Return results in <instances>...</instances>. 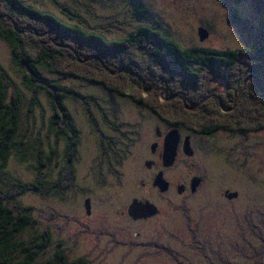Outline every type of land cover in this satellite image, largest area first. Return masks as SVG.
Wrapping results in <instances>:
<instances>
[{"label": "rangeland", "instance_id": "rangeland-1", "mask_svg": "<svg viewBox=\"0 0 264 264\" xmlns=\"http://www.w3.org/2000/svg\"><path fill=\"white\" fill-rule=\"evenodd\" d=\"M25 1L65 20L71 14L66 10L71 8L80 14L81 22L89 31L103 33L108 39H121L141 25L159 27L162 33L184 48L237 50L250 46L264 29V24L261 25L264 22V5L257 4V0ZM134 4L145 6L148 16L137 20L132 11ZM233 12L250 23L252 38L233 23ZM199 28L209 32L204 41H200ZM12 58V48L0 38V71L12 81L11 92L17 87L22 93L21 134H25L28 141L35 142L36 147H43L51 140L48 127L51 128L55 114L45 96L40 94L38 101L33 102L32 93L24 87ZM46 77L81 92L86 101L67 100L72 123L79 130L74 184L62 199L30 191L18 197L20 206L30 207V214L38 222L31 229V234L47 229L51 235V243L44 254L38 256L37 263H48L61 250L67 263L85 258L86 264H253L258 256L264 255V173L259 174L264 168V159L259 157L264 158V153L255 146L254 139L222 140L219 150L202 152L196 159L205 162L203 171L213 182L222 183L223 188H219V192L223 189L232 192L234 179L241 171L242 193L249 194L253 201L262 195V202L242 198L241 205L236 208L232 201L217 199L218 187L215 190L206 181L204 188L193 198L186 197L185 200L173 193L160 197L157 202L161 208L160 216L151 222L135 223L126 214H120L133 197L145 193L140 189V183L138 190H133V187L138 179L147 177L141 163L143 149L146 140L161 125L159 119L130 99L113 98L101 85L60 75L46 74ZM251 80L256 81L259 89L262 88L264 78L249 76L244 90L249 88L248 81L250 83ZM255 96L259 98L258 94ZM249 100L252 106L248 102L243 106L249 108L250 113H256L253 110L255 101ZM241 109L242 106L237 108L238 111ZM258 109L263 111L264 107ZM125 123L135 133L136 142L133 144L137 147L124 148L122 152L128 155V159L123 165L121 186L116 175L111 174L114 167L109 155L113 146L125 141L122 131ZM240 142L249 145L251 152L245 161L241 159L244 154H240L239 149L247 146L238 144ZM138 151L141 156H136ZM57 153V161H60L61 150ZM34 158L32 154L27 160L11 156L6 167L0 170V187L9 186L14 180L34 181ZM181 168L177 167L170 174L180 173ZM44 176L48 180L56 179L57 168L47 169ZM250 188L252 191L248 192ZM86 194L92 198V216L84 213ZM102 218L106 221L103 225L99 223ZM241 222L244 225L240 226ZM23 238L27 240L26 234Z\"/></svg>", "mask_w": 264, "mask_h": 264}, {"label": "trees", "instance_id": "trees-1", "mask_svg": "<svg viewBox=\"0 0 264 264\" xmlns=\"http://www.w3.org/2000/svg\"><path fill=\"white\" fill-rule=\"evenodd\" d=\"M256 3L264 5V0ZM132 7L137 20L148 16L145 6L134 4ZM66 11L71 12L66 16L67 20L25 0H0V38L12 48V62L24 87L32 93L33 102L38 101V95L45 96L55 114L51 128L48 127L51 140L45 143L47 145L36 147L35 142L25 139L19 124L22 93L17 87L11 92L12 81L0 71V170L6 167L11 156L27 160L32 154L36 172L32 182L14 180L9 186L0 187V264H40L37 263L38 256L43 255L51 243L47 229L31 234L38 222L30 214V207L20 206L18 197L30 191L62 199L76 180L74 164L79 130L72 123L67 102L86 101V98L46 74L101 85L107 94L120 95L139 107L150 109L162 119L185 121L202 131L209 130L214 124L242 129L264 124V110L258 109L264 107L261 101L264 94L256 81H248L245 97L242 96L228 114H221L213 105L193 111L186 109L181 100L163 102L160 98L163 91L166 95L178 92L195 102L213 89L210 82L214 79L230 78L239 89L249 76L264 78V29L250 46L237 50L184 48L154 26L141 25L121 39H108L103 33L89 31L79 13L71 8ZM232 16L233 23L252 38L250 23L235 12ZM156 24L159 26L158 22ZM261 87L264 89V84ZM249 99L255 101L253 110L256 113H250L249 108L243 106L245 102L252 106ZM124 128L122 131L126 136H133L127 123ZM59 149L61 156L57 161ZM51 167L57 168L58 180L57 177L48 180L44 176ZM54 256L46 264L87 262L85 258H79L67 263L63 250ZM263 262L264 255L258 256L253 264Z\"/></svg>", "mask_w": 264, "mask_h": 264}, {"label": "flooded vegetation", "instance_id": "flooded-vegetation-1", "mask_svg": "<svg viewBox=\"0 0 264 264\" xmlns=\"http://www.w3.org/2000/svg\"><path fill=\"white\" fill-rule=\"evenodd\" d=\"M223 79H214L212 82H210V85L213 87L211 91L208 92V94L205 97H202L199 101L193 102L192 100L188 99L186 96L179 94L178 92H170L168 95H166L165 91L161 94V100L164 101H176L181 100L182 103H184V107L188 110H202L200 109L202 106H210L213 105L217 107L220 110L221 114H228L230 111H232L234 108H236L238 101L243 96L245 92V87L247 83L242 84L239 86V89H236L235 85H233V81L230 78ZM183 81H186L185 79ZM215 83V85L213 84ZM144 84V83H142ZM98 85V84H94ZM145 85V84H144ZM145 88V86H144ZM235 88V89H234ZM146 90V89H145ZM260 90V89H259ZM261 91V90H260ZM262 94H264L261 91ZM110 95L113 98H124L120 95L112 94ZM245 97V95L243 96ZM143 108V107H142ZM152 112V114H155L150 109H145ZM156 115V114H155ZM156 117L159 119L160 124L155 129V133L150 139L146 140L145 148L143 149V155L142 158V165L145 168L146 171V179L140 180L138 179L137 183L133 187V190H138L139 183H140V189L143 190L145 193L141 196H135L132 198L131 203L134 200H137L142 203H151L155 205L158 208V214L155 216L142 218L138 220H133L129 216V207L131 203L128 206L124 207V210H122L120 215L126 214L130 221L143 224L147 222H151L158 218L161 214V208L159 206L158 199L160 197L165 198V196H168L170 193H173L175 195H178L182 198L190 197L193 198L195 195L198 194L199 191H201L206 181H209V187L214 188L216 190V187H218V192L216 193L217 199H225L228 201H232L234 203V206L237 208L241 205L242 198H246L249 201L252 202H262L263 198L262 195L260 197L253 201L252 198L249 196V194L242 193V186L243 183L240 181V175L241 171H239V175L234 179V188L232 192L229 190H222V192H219V188H223L219 181L213 182L211 178L208 176V173H204L203 168L206 167L205 162H201L200 160H197L196 157L200 155L202 152H208L211 149L219 150L220 146L219 143L222 140L229 141V140H245L249 141L251 139H254L255 146L262 150L264 153V124L259 125H253V126H246L244 129L239 127H229L225 124V126H213L209 130L202 131L199 130L197 127L193 125H187L185 121H174V120H167L162 119L161 117ZM166 127V130L164 131L162 127ZM175 132V135L177 137L176 141V157L173 162V164L169 167H166L164 165V158L167 154L166 148V141L169 135ZM263 132V133H262ZM130 135H125L124 139L127 140L121 142L118 145L113 146L114 148H111V153L109 155V158L112 161L113 169H111V174H115L119 185L123 186V165L126 159H128V155L123 154V150H127L129 147H137L135 144H133L135 141L134 137ZM211 144V148L207 146V144ZM246 145V149H239L240 154H244L243 157H241L242 160H247L251 156V152L249 150V145L244 143H238ZM79 145V142H78ZM237 146V145H236ZM140 148V147H139ZM209 148V149H208ZM78 150V146H77ZM79 151V150H78ZM136 156H141V152H136ZM109 154V153H108ZM106 154V160L107 156ZM185 156L186 159H183ZM241 156V155H240ZM260 160H263L264 158L261 156L259 157ZM76 160H78V154L76 155ZM76 163V161H75ZM183 163V164H181ZM241 166H244L241 164ZM177 167H182L181 172H175L174 175L170 174V171L175 170ZM140 169V168H139ZM120 170V171H119ZM75 175H76V168L74 167ZM176 171V170H175ZM264 173V168H262L259 171V174ZM141 175L144 174L143 171L140 172ZM178 173V174H177ZM163 174V177L166 181L169 183V189L166 192H161L160 188L155 185L157 177ZM172 175V176H171ZM77 177V175H76ZM75 177V179H76ZM245 179V176H243ZM255 179V177H253ZM208 183V182H207ZM213 183V185H212ZM194 185V186H193ZM216 185V186H215ZM264 185V183H263ZM261 186V189L263 187ZM251 188L248 190V192H251ZM230 194H235V197L230 198ZM85 202L86 200H90V211L84 209V213L87 214V216H92V198L90 195L86 194L84 196ZM215 202H217L215 200ZM125 212V213H124ZM102 221H99L101 225L106 222L104 218L101 219ZM244 225L243 222L239 224Z\"/></svg>", "mask_w": 264, "mask_h": 264}, {"label": "water", "instance_id": "water-1", "mask_svg": "<svg viewBox=\"0 0 264 264\" xmlns=\"http://www.w3.org/2000/svg\"><path fill=\"white\" fill-rule=\"evenodd\" d=\"M200 41H204L208 38L209 32L205 28H199L198 30ZM264 93V89L260 88ZM176 141L177 137L175 132L168 136L166 141V150L167 154L164 158V165L169 167L173 164L176 157ZM156 186H158L161 192H166L169 189V183L163 177V174H160L156 179ZM194 186V185H193ZM235 197V194H230V198ZM86 209L90 211V200L85 202ZM158 214V208L151 203H142L137 200H134L129 207V216L133 220H138L142 218H147L155 216Z\"/></svg>", "mask_w": 264, "mask_h": 264}, {"label": "clouds", "instance_id": "clouds-1", "mask_svg": "<svg viewBox=\"0 0 264 264\" xmlns=\"http://www.w3.org/2000/svg\"><path fill=\"white\" fill-rule=\"evenodd\" d=\"M218 79H222V78H218Z\"/></svg>", "mask_w": 264, "mask_h": 264}]
</instances>
